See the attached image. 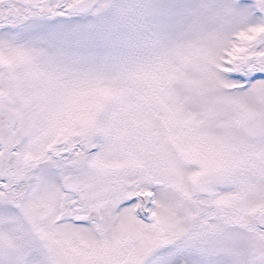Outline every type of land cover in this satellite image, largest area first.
I'll return each mask as SVG.
<instances>
[{"label": "snow or ice", "instance_id": "snow-or-ice-1", "mask_svg": "<svg viewBox=\"0 0 264 264\" xmlns=\"http://www.w3.org/2000/svg\"><path fill=\"white\" fill-rule=\"evenodd\" d=\"M0 264H264V0H0Z\"/></svg>", "mask_w": 264, "mask_h": 264}]
</instances>
